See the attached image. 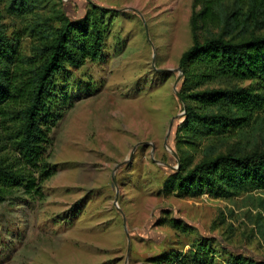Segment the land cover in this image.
I'll return each instance as SVG.
<instances>
[{
  "label": "rangeland",
  "instance_id": "1",
  "mask_svg": "<svg viewBox=\"0 0 264 264\" xmlns=\"http://www.w3.org/2000/svg\"><path fill=\"white\" fill-rule=\"evenodd\" d=\"M192 3L59 0L71 20L92 6L104 11V60L69 71V88L81 92L52 130L47 162L56 174L42 184L44 198L21 204L17 193L0 204V264H181L152 259L185 253L200 237L219 262L223 251L264 260L263 193L225 201L163 192L179 165L178 62L191 44ZM12 155L0 143V158Z\"/></svg>",
  "mask_w": 264,
  "mask_h": 264
},
{
  "label": "trees",
  "instance_id": "2",
  "mask_svg": "<svg viewBox=\"0 0 264 264\" xmlns=\"http://www.w3.org/2000/svg\"><path fill=\"white\" fill-rule=\"evenodd\" d=\"M192 7L191 44L178 62L179 165L163 192L254 199L252 193L264 194V0H193ZM89 10L71 20L59 0H0V143L13 153L9 162L0 158V204L17 193L21 204L43 199L42 184L56 174L47 162L52 130L81 92L69 88V71L104 60L97 19L104 11ZM228 79L237 85L218 83ZM209 242L200 237L187 252L168 251L152 262L264 264L229 251L219 262Z\"/></svg>",
  "mask_w": 264,
  "mask_h": 264
},
{
  "label": "water",
  "instance_id": "3",
  "mask_svg": "<svg viewBox=\"0 0 264 264\" xmlns=\"http://www.w3.org/2000/svg\"><path fill=\"white\" fill-rule=\"evenodd\" d=\"M183 114H184V111L182 112ZM182 121V120H181ZM181 121H179V123L181 122ZM172 122L173 121H171V123H170V125H169V129H168V133H167V138H168V136L170 135V133H171V129H172ZM166 138V139H167ZM174 157L176 158V155L174 154ZM177 159V158H176Z\"/></svg>",
  "mask_w": 264,
  "mask_h": 264
}]
</instances>
